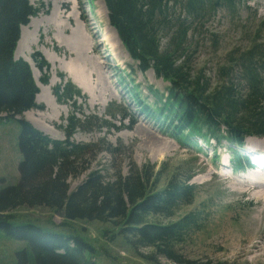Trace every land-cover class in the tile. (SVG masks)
<instances>
[{"label": "trees", "instance_id": "1", "mask_svg": "<svg viewBox=\"0 0 264 264\" xmlns=\"http://www.w3.org/2000/svg\"><path fill=\"white\" fill-rule=\"evenodd\" d=\"M104 2L109 22L137 69L143 73L153 70L158 78L169 82L166 94L151 88L156 102L153 109L140 99L135 88L129 91L141 110L156 120L158 128L181 142L215 140L228 144L232 151L247 137H264V23L247 48L228 51L212 68L211 75L205 68L196 69L190 57L199 48L194 44L196 29L205 24L206 16L220 9L234 11L239 0ZM36 14L37 8L30 0H0V114L6 113L3 118L19 123L17 142L21 152L19 182L5 184L0 179V229L24 243L16 251V263L102 264L98 260L100 252L83 234L41 225L12 213L20 207H47L67 222H111L133 249L152 248L153 253L147 255L150 259L155 255L173 264H224L189 259L174 249L198 224L202 213L190 211L169 223L154 220L157 216L171 218L179 206L193 203L197 187L190 183L191 174L174 172L158 188L161 171H156L154 164L133 163L127 175L118 169L110 178L101 170H90L92 144L71 140L79 128L85 129L93 122L103 128L106 120L93 115L81 118L72 112L62 140L17 118L38 106L40 88L32 68L25 60L14 58L21 29ZM33 59L39 70L49 69L40 53ZM42 82L47 83V79L42 78ZM54 94L60 103L73 106L82 97L67 80L57 86ZM107 150L118 152L117 148ZM237 158V166H242L245 161L241 156ZM86 171L85 179L72 188L70 180Z\"/></svg>", "mask_w": 264, "mask_h": 264}, {"label": "rangeland", "instance_id": "2", "mask_svg": "<svg viewBox=\"0 0 264 264\" xmlns=\"http://www.w3.org/2000/svg\"><path fill=\"white\" fill-rule=\"evenodd\" d=\"M54 1L30 0L37 8V14L30 18L29 23L49 17ZM60 5L64 6L68 13L72 9L74 11L73 18L69 19L70 30L76 26L75 16L78 15L81 17V24H84L87 30L89 42L93 36L92 47H96V51L100 53H90L89 56L97 57L98 54L103 56H100L101 59L98 61L106 62L99 64L98 69L104 76H92L89 84L79 78L78 80L82 82L79 87L73 82L74 74L69 67L75 61L65 55L69 52L67 42L61 43L65 44L62 46L59 43L60 38L54 36L53 30L47 34L41 25L33 32L34 25H31L29 33H33L38 42L31 45L30 55L35 58L40 53L49 64V69L40 70V75L36 79L39 85H48L51 79L55 80V86L42 93L46 92L59 105L66 106L67 112L62 110V113L56 114L54 108L36 100L38 105L36 108L17 117L34 122L39 126V128L37 126L39 130L62 140L66 138L63 129L72 112L81 118L93 115L106 120V127L96 126L93 122V125H87L85 129L79 128L71 138L76 143L93 145L88 159L90 170H101L105 176L111 178L118 169L127 175L133 163L138 166L154 164L156 171L160 170L162 174L158 188L163 187L174 172L180 175L183 173V176L184 173L191 174L190 183L197 187L193 203L179 206L171 218L163 216L154 218L160 223H169L190 211L202 213V218L184 241L175 244L174 249L177 253L189 259L201 261L208 259L224 264H264V258L253 262L252 255L245 254L247 250H252L254 244H264V225L257 230V226L251 222L261 208L260 202L249 193L232 191L230 183L233 179L239 180L241 177H236L235 173L232 175L230 167L223 169L217 167V164L223 165L227 159L230 160L231 151L223 145L215 150L214 142L190 146L187 142L177 141L156 127V120L135 103L126 86L136 87L145 104L153 109L156 102L151 88L166 94L169 82L158 78L153 70L143 73L137 69L115 29L110 25L104 0H70ZM206 18L205 24L196 29L197 37L194 44L195 47L199 44V48L195 50L194 47L195 51H192L190 57L196 69L205 68L208 75H211L212 68L223 61L228 51L233 48H247L252 43L251 39L257 28L264 23V0H239V5L234 11L220 9L216 14L207 15ZM106 35L111 36V42L105 41ZM113 46L114 53L111 52ZM41 48L50 49L62 59L59 65L64 69L58 67V62L53 66ZM16 53L17 49L14 52L15 59L28 62ZM89 56L86 57L87 62L93 66ZM189 65L191 67V62ZM119 77L123 80L122 85L119 84L121 83ZM42 78L47 79V83H43ZM66 80L71 81L82 94V97L76 99L74 106L72 103H60L54 94L57 86ZM131 80L134 81L132 84ZM117 109L123 110L124 113L117 112ZM43 113L54 114L55 119L42 123L40 115ZM5 115L6 113L0 114V179H4L5 184H16L19 182L18 165L21 161L17 142L20 125L15 119L2 118ZM255 145H260L258 148L264 149V138H248L241 149L243 155L248 157L249 150L251 153L259 152V149L252 148ZM108 148H117L118 152L114 154L106 151ZM255 171L248 170L244 175L251 176ZM88 172L71 179V187L75 188L80 184ZM12 213L21 219L41 225L65 228L83 234L96 246L98 253L100 252L98 260L102 264H173L161 256L154 255L153 259L148 258L147 255L153 253L152 248L135 250L127 245L111 222L84 220L67 222L61 214L47 207H20L14 209ZM252 232H256V236H251ZM23 244V241L7 236L0 229V264H17L16 251Z\"/></svg>", "mask_w": 264, "mask_h": 264}, {"label": "bare ground", "instance_id": "3", "mask_svg": "<svg viewBox=\"0 0 264 264\" xmlns=\"http://www.w3.org/2000/svg\"><path fill=\"white\" fill-rule=\"evenodd\" d=\"M66 2L68 3V2H70V0H55L53 9L51 11V15L49 17L43 18V19L36 21V22L31 21V23H29L27 26H23L22 32H21V38L18 41V46L16 48L17 49L16 54L23 56L28 62H30L29 64H31V66L33 68V73H34L35 78L38 77V75H40V70L38 69L35 61L33 60V58L30 55V52H31L30 47L34 43H37L38 39L35 38V35L33 33L30 34L28 29H29V26L34 25V30H33V32H34V31H37L38 27L42 25L44 28V31L47 34H49V32L51 30H53L55 33L54 36H57V38L58 37L60 38V42L58 41L60 44L63 43L64 41L67 42V48H68L69 52L66 53L65 55L69 56L73 61H75L74 63H76V64H74L72 62L69 65V67L71 68L70 70L72 71L74 76L77 77L76 78L73 76L72 80H73V82L78 84L80 87L82 82L80 80H78L79 78L82 79V81L84 83L89 84L91 82L92 76H95V75L102 76V73L98 69V65L99 64L102 65V63L104 64L106 61L105 60L102 62L98 61L101 59V57H103L101 54H98L97 57H90L89 56L90 53H100V52L96 51V47L95 48L92 47V37L93 36L90 37L91 42L88 41L87 30H86L84 24H81V22H80L81 17H79L78 15L75 16L76 17V26L70 30L69 19L73 18V14H74L73 12L74 11L72 9L68 13L67 10L64 9V6L60 5V4L66 3ZM110 37L111 36L106 35L105 41L111 42L112 39ZM62 46H65V44H63ZM41 49H42L43 54L47 58V60L49 62H51L53 64V66H55L56 62H58V67L62 68L59 65L60 60H62V59H60L54 52H51L50 49H44V48H41ZM25 51L27 53H24ZM113 51H115L114 46H113V49L111 52L114 53ZM88 56L91 58L89 60L92 61V63L94 64L93 66H91L87 62L86 57H88ZM62 69H64V68H62ZM68 74H70V73H68ZM89 74H91V75L89 76ZM53 86H55V80L54 79H51L48 85L40 84L39 87L41 89V92H39V94L37 95L36 100L38 102L46 103L47 106L50 108H54L56 114L62 113V110L67 112L66 106L59 105L54 99L52 100L50 98V95H47L46 92L42 93V91L50 89ZM32 113H34V112L32 111ZM54 119H55L54 114L43 113L40 115V121L42 123H45V121H48V120L51 121ZM35 126L37 127L38 125L35 124ZM38 128H39V126H38ZM258 147H260V145H257V146L255 145L252 148L257 150V149H259ZM259 152H262L264 154V149L260 148ZM229 179H230V177H229ZM230 184L232 185V191H240V192H244V193H249V194H251V196L253 198L259 200L261 208L257 211V213H255L251 222L255 226H257V230H260L261 226L264 225V170L261 172H254V174H252L251 176H247V177L241 176V179H239V180L233 179V181ZM251 236H256V232H252ZM245 254L252 255L251 261H253V262L263 260V258H264V244H257V243L254 244L252 246V250H247Z\"/></svg>", "mask_w": 264, "mask_h": 264}]
</instances>
